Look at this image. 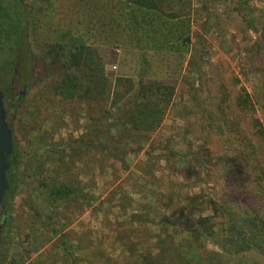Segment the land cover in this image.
<instances>
[{"label": "rangeland", "instance_id": "1", "mask_svg": "<svg viewBox=\"0 0 264 264\" xmlns=\"http://www.w3.org/2000/svg\"><path fill=\"white\" fill-rule=\"evenodd\" d=\"M24 1L35 7L30 13L28 41L17 60L8 50H0V75L11 99L8 122L15 125V135L24 147L34 144L30 138L37 135L35 126L49 131L55 142L72 135L78 137L85 131L89 107L78 100L47 97L45 86L53 70L45 66L41 55L47 44L63 42L68 49L79 43L77 32L81 33L82 27L76 19H84L89 13L81 8V0ZM245 1L252 12V24L243 21L237 0H187L195 7L188 12L194 22L190 64L182 70L180 81H169L177 92L163 126L154 134L150 157L144 154L138 160L132 156L123 165L101 153L86 155L82 162L73 164L71 176L92 197L83 207L76 202L53 205L45 197L37 200L36 195L28 193L29 179L20 185L11 204L2 203L8 212V222L0 231L7 232L2 253L6 264H72L71 252L74 259L79 255L81 264H111L109 259L124 264L130 254L117 244L120 232L135 233L143 241L137 253L152 249L156 240L147 235L167 228V224L159 223L163 216L173 215L170 208L160 205H165L174 193L183 197V201L172 204L176 211L177 207L189 205L185 200L188 195H201V199L190 202L179 222L189 220L184 223L197 227L199 215L212 214L207 201L219 190L214 174L218 158L207 160L208 168L202 163L210 154L206 150L210 145L206 142V118L201 112L203 103L207 104L209 80L224 74L225 82L218 81L219 97L237 99L248 92L247 106H238L246 117L245 124L250 127L252 117H259L264 124V0ZM24 87L26 92L22 94ZM93 107L98 114L102 112L101 105ZM52 140L48 138V142ZM149 159L157 163L153 171L140 170ZM152 191L158 195L147 198ZM120 201L130 202L132 207L125 210ZM139 217L142 224L135 226L132 221L131 228L126 224L129 218L139 221ZM190 237V233H182L177 240L186 246ZM200 243L199 249L186 253L201 254L206 247L215 248L207 239L201 238Z\"/></svg>", "mask_w": 264, "mask_h": 264}, {"label": "trees", "instance_id": "2", "mask_svg": "<svg viewBox=\"0 0 264 264\" xmlns=\"http://www.w3.org/2000/svg\"><path fill=\"white\" fill-rule=\"evenodd\" d=\"M129 1L159 11L163 10L166 2ZM174 1L183 6L189 3L187 0ZM237 1L243 21L252 24L250 6L245 0ZM28 6L24 0H0V50H8L17 56L16 60L28 41L30 13L35 10L32 5ZM41 58L45 66L53 70V76L45 86L47 97L59 96L66 100L86 102L87 110H90L86 117L87 124L84 133L78 137L68 136L59 142L52 140L49 131L35 126L33 129L37 135L30 138L34 144L24 147L15 135V125L9 122L14 131V153L7 172L10 189L3 204H11L20 185L23 186L24 180L29 179L28 193L36 195L37 200L45 197L53 205L76 202L83 207L92 201V197L74 181L70 174L71 166L82 162L86 155L101 153L125 165L129 154L143 150L147 144V155L150 157L154 134L163 126L173 105L176 87L157 79L135 82L131 78L118 77L112 82L98 50L84 43L75 42L68 49L63 42L47 44ZM218 81L220 84L225 82L223 73L209 80L207 104L203 103L201 110L206 118L204 128L209 140L206 142L210 143L206 149L210 154L202 163L208 168L207 160L212 161V156L218 158L213 168L216 189L219 190L214 191L207 201L212 214L199 215L197 227L184 223L189 220L179 222L190 207V202L201 199V195H188L185 200L189 201V205L177 207L176 211L172 204L183 197L179 193L172 194L165 205H160V208H170L173 215L172 218L163 216L159 223L167 224V228L147 235L148 239L156 240L152 249L143 254L137 253L136 248L144 244L143 241L135 233L120 232L119 241L125 243L128 240L126 251L130 254L124 264H264V124L259 117H252L251 126L246 125V117L239 107L247 106L249 93L245 91L237 99L219 97ZM97 104L102 106L99 114L93 107ZM63 112L67 111L63 109ZM48 138L52 141L48 142ZM156 164L149 159L139 169L151 173ZM157 193L152 191L147 198L155 197ZM121 201L125 210L132 207L130 202ZM143 207L147 208L148 205ZM139 218L142 220V217ZM187 232L191 237L188 245L184 246L177 240V235ZM6 233V229L0 233V264H6L2 254ZM201 238L207 239L215 248L206 247L201 254L193 252L188 255L186 250L201 247ZM71 256L72 264H81L77 259L78 254L75 259L72 252ZM131 257L135 259L134 263ZM109 261L111 264L119 263L114 259Z\"/></svg>", "mask_w": 264, "mask_h": 264}, {"label": "crops", "instance_id": "3", "mask_svg": "<svg viewBox=\"0 0 264 264\" xmlns=\"http://www.w3.org/2000/svg\"><path fill=\"white\" fill-rule=\"evenodd\" d=\"M79 4L89 13L84 19H76L82 27L81 33L77 32L79 43L98 50L112 82L118 77L131 78L135 82L140 79L181 80L182 70L184 72L190 63L194 22L188 12L194 11L193 4L183 6L166 0L162 11L129 0H81ZM148 146L129 154L127 159L134 156L139 160L144 154L147 156ZM129 219L126 224L130 228L132 221L135 226L143 223V220ZM127 241L117 240L124 253H127Z\"/></svg>", "mask_w": 264, "mask_h": 264}, {"label": "water", "instance_id": "4", "mask_svg": "<svg viewBox=\"0 0 264 264\" xmlns=\"http://www.w3.org/2000/svg\"><path fill=\"white\" fill-rule=\"evenodd\" d=\"M4 97L0 86V206L10 189L7 172L10 168V157L14 153V131L7 119Z\"/></svg>", "mask_w": 264, "mask_h": 264}, {"label": "flooded vegetation", "instance_id": "5", "mask_svg": "<svg viewBox=\"0 0 264 264\" xmlns=\"http://www.w3.org/2000/svg\"><path fill=\"white\" fill-rule=\"evenodd\" d=\"M1 77L2 76L0 75V86H1V89L3 90V92H4V95H5L4 102H5V106H6V110H7V117H8V113H9L10 110H8L7 106H8V102H11V99L9 98V93L7 91L8 87L3 85ZM25 92H26V87H24V90L21 93L24 94ZM12 93H13V90H12ZM4 208L5 207L2 204L0 206V231H1L2 228H4L5 224H7V222H8V212Z\"/></svg>", "mask_w": 264, "mask_h": 264}]
</instances>
